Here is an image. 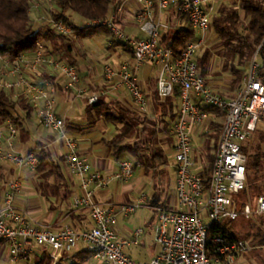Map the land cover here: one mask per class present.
<instances>
[{
    "label": "built area",
    "instance_id": "obj_1",
    "mask_svg": "<svg viewBox=\"0 0 264 264\" xmlns=\"http://www.w3.org/2000/svg\"><path fill=\"white\" fill-rule=\"evenodd\" d=\"M46 1L53 3V0ZM139 1L142 8L138 20L145 33L143 37H132L116 24L121 5H115L106 18L83 21L80 27L108 28L113 39L125 44L133 53L135 71L145 62L159 64L156 92L160 99L178 93L177 119L172 127L178 208L156 207L155 241L160 247L159 253L148 261L138 262L125 252L126 247L139 243L143 229H136L131 236H120L116 230L117 213L136 212L146 204L148 196L142 193L135 202L127 204H102L95 199V190L108 186L112 180L128 182L135 172L134 162L120 158L118 168L104 174L93 170L89 158L81 155L76 138L67 131L65 118L57 111L55 87L47 79L33 80L42 67L52 66L62 71L67 87L75 90L76 97L80 98L85 90L79 87L78 68L62 59L47 56L44 43L38 41L37 50L31 55L23 54L14 59L0 55V90L15 100H24L31 106L39 123L63 142L64 163L79 178L80 193L73 197L72 208L87 210L93 224L85 229L68 224L56 230L35 225L28 213L15 203V197L23 187L21 177L6 179L2 182L5 193L0 199V242L7 245L9 258L14 263L35 264L36 251L47 248L52 264H57L64 251L80 242L85 244L94 259L110 264H235L238 257L254 249L246 239L210 235L209 231L214 225L242 216L264 217V194L257 196L253 203L241 200L239 196L246 186L247 154L244 147L264 119V76L260 75V49L264 40L247 64L241 88L233 98H226L212 89L201 74L197 56L203 40L189 41L179 57L174 56L169 45L160 43L162 32L173 28L160 17L171 7L188 19L195 32L205 36L212 28V17L216 12L214 0ZM39 16V21H44L58 35L69 37L75 32L62 19L47 18L44 14ZM105 76L112 81L118 77L136 106L142 111L147 110L145 93L128 63L120 70L107 66ZM99 99V93H92L87 98L90 104ZM210 109L224 114V125L213 165L205 174L203 169H198L192 134L195 126L207 121ZM18 112L26 118L25 111L20 109ZM18 134V125L12 122L0 124V163L15 166L19 171L36 172L40 164L37 148L28 153L14 150Z\"/></svg>",
    "mask_w": 264,
    "mask_h": 264
},
{
    "label": "crops",
    "instance_id": "obj_2",
    "mask_svg": "<svg viewBox=\"0 0 264 264\" xmlns=\"http://www.w3.org/2000/svg\"><path fill=\"white\" fill-rule=\"evenodd\" d=\"M236 1L214 0L216 11L222 3ZM115 5L122 6V11L116 14V24L132 37L145 36V33L140 29L138 20L142 8L141 2L139 0H114L109 14L113 11ZM52 8L53 10L58 9L55 5ZM34 10L39 16L46 13L47 10L49 11L50 7L45 0H40L39 5L34 6ZM160 17L164 22L171 24L173 28L185 24V20L177 14L174 7L166 10ZM70 20L77 26L72 18ZM33 26L36 31L44 34L49 28L46 24L35 21H33ZM77 27L81 29H76L75 33L67 40L51 43L46 39L42 42L47 56L62 59L77 66L80 74L79 87L85 90L84 95L80 98L76 97L75 90L67 87V80L62 71L52 66L42 67L33 76V80L41 82L47 79L55 87L57 111L64 116L67 131L76 138L79 152L89 158L93 170H99L104 174L112 173L118 168L120 158L115 155L114 148L109 142L117 136L120 126L107 121L97 110L92 108L93 104H90L87 98L92 93H99L100 99L112 106L113 109L116 107L115 105H121L131 112L149 120L157 121L158 139L156 146L164 150L167 162L150 169H147L142 163L137 164L135 162L134 175L128 182L112 180L108 186L95 190L97 201L102 204L114 205L132 203L142 193L147 194L146 204L136 212L127 214L119 211L117 213L116 230L120 236L125 237L133 235L136 229L142 228L143 233L139 238V243L126 247L125 252L135 261H148L155 257L160 250L155 241L156 207L178 208V203L174 205L172 202L170 204L167 201V186L171 185L173 180L176 187V171L173 167L174 138L172 127L177 119L178 97L173 95L164 100L159 99L156 84L160 65L145 62L135 71L133 53L125 44L113 39L108 28L82 29L83 27H80L79 24ZM167 31H163L162 36L166 35ZM211 32L212 29L205 36L195 32L196 38L194 40H203V44L198 51L197 60L206 49L212 51L211 69L205 76V81L222 96L233 98L239 88L234 87V75L229 70H224L220 64V58L216 51L221 47H215V39L211 38ZM125 63L129 64L132 72H135L137 83L145 93L148 101L146 111H142L136 106L128 89L120 83L118 77H115L112 81L105 76L107 66H111L114 70H120ZM169 100L172 101L171 104H169ZM25 113L26 118H22L21 124L18 125L19 134L13 144V149L20 153H28L34 148L38 150L41 145L60 164L63 179H59L54 174L45 175L38 170L36 172L19 171L15 166L4 165L2 171L4 176L0 180V199L5 193L2 182L20 176L23 187L20 194L15 197V203L28 213L35 225L51 230L60 229L68 224L77 229L91 227L93 221L89 212L85 209L74 210L72 208L73 197L80 193L79 178L72 174L64 163L65 146L63 142L56 138L55 133L45 129L39 123L33 111L30 115L27 112ZM223 125L224 114L220 111H210L207 121L203 125L194 127L192 134L194 156L196 142L203 145L208 139L214 137L217 138V142L212 146H207V158L210 154L215 153ZM122 158L133 160V157L129 154L124 155ZM169 158L172 160L169 161ZM195 158L199 161V170L210 171V162L206 164L197 159L196 156ZM87 251L85 244L80 242L70 250L64 251L57 264H110L94 259L86 253ZM46 255L51 257L47 248L42 251L37 250L34 263L36 264L39 259ZM0 264H27V262H12L9 258L7 245L0 242Z\"/></svg>",
    "mask_w": 264,
    "mask_h": 264
},
{
    "label": "trees",
    "instance_id": "obj_3",
    "mask_svg": "<svg viewBox=\"0 0 264 264\" xmlns=\"http://www.w3.org/2000/svg\"><path fill=\"white\" fill-rule=\"evenodd\" d=\"M37 1L39 0H0V55L14 59L23 54H33L37 50L38 41L48 39L51 43H56L59 40L68 39L66 36L56 34L52 28H48L45 34L34 29L30 14ZM113 2L114 0H53V4L58 9L51 10V13L55 19H62L78 30L81 28L71 22L67 13H76L87 20L104 19L108 16ZM177 14L180 15L179 12ZM181 16L185 20V24L168 30L167 34L160 38L161 44L169 45L173 49L175 57L181 56L186 44L196 38V33L188 19ZM211 27L222 45V48L216 51V54L222 59V67L234 75V87L240 89L243 77L247 72V64L264 40V0H237L234 3H222L212 17ZM212 58L213 53L210 49L203 51L198 58L204 79L210 72ZM260 60V75L264 76V43L260 49ZM174 96H178V93ZM171 102L169 100V104ZM115 106L118 110H114L112 106L101 99L92 105V108L97 110L107 121L120 126L117 136L109 142L114 148L115 155L118 158H122L126 154L131 155L135 167V162L144 164L147 169L165 164L167 162L165 152L156 146L157 121L149 120L121 105ZM20 109L27 112L28 115L32 112L31 106L24 100H15L4 90H0V124L12 122L20 125L22 120L18 112ZM209 111L216 110L210 109ZM147 123H149L148 126H146ZM134 135L137 137L136 140L130 142L129 140ZM263 142L264 133L260 132L259 142L254 146V152L247 156L246 186L239 194L241 200L246 202L253 203L257 196L262 195L261 192L264 191V182H261L264 177ZM38 148L36 151L40 160L38 171L45 175L54 174L59 179H63L60 164L44 147L40 145ZM209 160L211 168L214 154H210ZM4 165L0 163V180L4 176L2 173ZM239 221L247 222L246 230H235V224ZM209 234H222L230 238L246 239L254 246L253 250L263 249L264 217L245 218L242 216L236 220L212 226ZM86 253L90 255L88 251ZM36 264H52V258L46 255ZM260 264H264V259L260 261Z\"/></svg>",
    "mask_w": 264,
    "mask_h": 264
},
{
    "label": "rangeland",
    "instance_id": "obj_4",
    "mask_svg": "<svg viewBox=\"0 0 264 264\" xmlns=\"http://www.w3.org/2000/svg\"><path fill=\"white\" fill-rule=\"evenodd\" d=\"M46 3L49 5L50 10L49 11L47 10V12L46 13H43V14L47 18H53L52 13H51V10H53L52 7L54 6V4L53 3L50 4L47 1H46ZM230 3H232V2H230ZM30 15H31V19L33 21L38 22V23H41L42 22L43 24H46L44 21H39V17L40 16H37L38 13H36V11L34 10V7H32V9H31V14ZM68 15H69L70 18H72L74 20V22H76V25L77 26H78V24L80 25L81 21H87V19L82 18V17H79L77 14L72 13V12H69ZM210 34H211V38L212 39L213 38L215 39V41H214L215 47H218L219 46V47L222 48V45L220 43V40L215 37L216 36L215 33H213V31H212ZM71 36H69V37H71ZM219 60H220V64L222 65V59L220 58ZM114 109L115 110H118L117 107H114ZM148 124L149 123H147L146 126H148ZM260 132H263L264 133V119L260 122L259 127H258L256 133L254 134L253 138L246 144L245 153L247 154V156L249 154H251L252 152H254V146H256V144L259 142V134H260ZM136 138H137L136 135H134V137H132L129 141L130 142H134L136 140ZM155 139H156V143H157L158 135L156 136ZM216 142H217V138L214 137V138L208 139L205 142V144H203V145H200L198 142H196V144L194 143L195 144L194 145V148H195V156L197 157V159H200V161L202 160V162L208 164L210 162V160H209V158H207V153H208L207 146L208 145L212 146ZM262 149L264 150V142L262 143ZM171 160L172 159L169 158V161H171ZM263 163H264V161H263ZM261 180H260L261 182H264V177ZM167 187H168L167 188V190H168L167 191V201H169L168 203L171 204V202H172L174 205H177V193H176L175 183L173 182V180L171 182V185H169ZM261 193L264 194V191L261 192ZM256 194H258V192ZM207 221H208V219H207ZM241 223H242V221H239V222H237L235 224V230L236 231H242V230H246L247 229V226H248L247 225V222H243L242 224ZM262 259H264V248L263 249H255V250H252L251 252L244 253L243 255H241L238 258V260L236 261L235 264H260V261Z\"/></svg>",
    "mask_w": 264,
    "mask_h": 264
}]
</instances>
